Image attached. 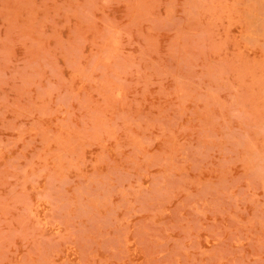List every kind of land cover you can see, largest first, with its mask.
Listing matches in <instances>:
<instances>
[{"label":"rangeland","instance_id":"rangeland-1","mask_svg":"<svg viewBox=\"0 0 264 264\" xmlns=\"http://www.w3.org/2000/svg\"><path fill=\"white\" fill-rule=\"evenodd\" d=\"M0 264H264V0H0Z\"/></svg>","mask_w":264,"mask_h":264}]
</instances>
